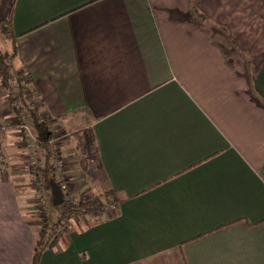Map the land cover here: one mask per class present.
I'll return each mask as SVG.
<instances>
[{
	"label": "crops",
	"instance_id": "1",
	"mask_svg": "<svg viewBox=\"0 0 264 264\" xmlns=\"http://www.w3.org/2000/svg\"><path fill=\"white\" fill-rule=\"evenodd\" d=\"M8 19L44 120L79 132L60 153L83 139L116 203L38 264H264V0H0ZM16 120L0 86V264H31L40 227Z\"/></svg>",
	"mask_w": 264,
	"mask_h": 264
},
{
	"label": "trees",
	"instance_id": "2",
	"mask_svg": "<svg viewBox=\"0 0 264 264\" xmlns=\"http://www.w3.org/2000/svg\"><path fill=\"white\" fill-rule=\"evenodd\" d=\"M12 36L10 19L0 21V40H12V50L10 52L0 51V86L6 92V101L15 110L17 117L20 116L21 118V115H23L27 119L28 125L39 147L38 157L41 163L38 173L39 180L43 183L44 188L50 191V183L57 182L55 179L50 142L53 139H66V137L65 135H61L60 129L53 130L54 125L57 124L55 119L48 118L42 121L39 119L38 114H42L43 109L42 103L38 101L40 94L35 85L30 81L26 70L22 66L16 67L14 65L16 51ZM21 126L20 120L19 129H21ZM76 133L79 132H75L74 134ZM107 193L93 196L91 200L85 203L77 201L73 205H69L70 201L63 197V203L56 206V209L64 211L66 215L75 212L90 218L105 220L107 217H105L104 212H101V208L104 203L103 200L109 198ZM111 194H113L112 191ZM111 197L113 202H115L114 195ZM40 218L42 224L34 241L31 264H38L39 258L44 250H55L60 238L70 230L60 221H55L52 218Z\"/></svg>",
	"mask_w": 264,
	"mask_h": 264
},
{
	"label": "rangeland",
	"instance_id": "3",
	"mask_svg": "<svg viewBox=\"0 0 264 264\" xmlns=\"http://www.w3.org/2000/svg\"><path fill=\"white\" fill-rule=\"evenodd\" d=\"M3 48H0V51H2ZM2 88V87H1ZM3 89V88H2ZM3 92L6 94V92L3 89ZM20 116L17 117V123L15 126L20 124ZM61 135H65V137H68L70 135H75L74 133L69 132ZM22 135L21 129H20V139L18 140V146H20L21 149L25 151V156H24V164L28 168V182L30 188H33L34 193H35V198L33 199L34 202V208L32 209V215H34V218H38L40 221V226L42 224L41 218L40 217H45V218H52L55 221H60L61 223L65 224L66 228L69 230L71 227L76 228V224L79 222H85V223H90L93 221L98 220V218H90L87 216L82 215L81 213H75L72 212L70 214H65L64 211L56 209V207H53L51 204V197H50V191L46 190L43 186V183L40 182L39 180V168L41 167V163L39 160V147L37 143L35 144V149H28L26 147L27 142L25 140H22ZM86 140L89 142V139L86 138ZM60 142H65V139H59ZM75 142H77V146H80V148H75L73 145H76ZM30 144L34 145L33 143L30 142ZM67 144H60L58 146V155L54 156L52 151V157H53V165H54V170H55V179L56 183L65 184L66 189L65 192H63V197L64 199L69 200V205H73L75 202H82L85 203L89 200L92 199L93 196H96L101 193H107L109 195V198L106 200H103V206L101 208V212H104L105 217L107 215V212H109V215H111L110 211L114 210L116 208L115 202L112 200V195L111 190L107 189H99L100 185V172L97 170V163L93 161V157H90L87 145L84 143V141L79 140L77 137H75L72 141L68 143V148H66L65 154L60 153L63 147L66 146ZM93 145V143H92ZM94 146H92L93 148ZM94 149V148H93ZM0 150L2 153H4V150L0 144ZM51 150V147H50ZM33 153V154H32ZM70 156V157H68ZM60 159V160H59ZM71 159L76 162V164L72 165V169L69 170L68 168L70 167L69 160ZM67 162H66V161ZM60 162V165L58 167L57 162ZM6 158H5V153H4V158H3V167L0 165L2 169L7 168L6 165ZM34 162L35 166L32 167L31 169L28 167L30 163ZM57 165V167H56ZM69 166V167H68ZM35 168V169H34ZM34 169V170H33ZM33 172H35V177H33ZM62 176L63 179L57 178V176ZM37 177V179H35ZM35 181L40 182V183H35ZM34 185H37L35 187ZM62 212V213H61ZM69 215V216H68ZM85 218V220H79V219ZM37 219V220H38ZM40 228V227H39ZM39 231V229H38Z\"/></svg>",
	"mask_w": 264,
	"mask_h": 264
},
{
	"label": "built area",
	"instance_id": "4",
	"mask_svg": "<svg viewBox=\"0 0 264 264\" xmlns=\"http://www.w3.org/2000/svg\"><path fill=\"white\" fill-rule=\"evenodd\" d=\"M38 117H39V119L41 121L44 120L42 114H38ZM21 125H22L21 126V133H23V135H22L21 138H22V140H25L27 142L26 147L28 149H35L36 140H35L32 132H31V129H30L29 125H28L27 119L23 115H21ZM55 129L56 128L53 127V130H55ZM30 142L33 143L34 145L30 144ZM60 144L61 143H60L59 139H57V140H55V139L51 140L50 147H51V151H52V153H53L54 156H57L58 155V150H59L58 146ZM3 158H4V153H2L1 150H0V163H2V164H3ZM2 164H0V165H2ZM57 165L59 167V165H60V162L59 161L57 162ZM57 165H56V167H57ZM31 166L32 167L35 166L34 162L30 163V165L28 167L31 169ZM2 167H3V165H2ZM33 177H35V172H33ZM57 178L58 179L59 178L63 179L62 176H61V174H60V176H57ZM35 179H37V177ZM35 183H40V182L35 181ZM34 186L37 187V185H34ZM59 188H60V190L63 193V192H65L66 186H65L64 183L61 184V185L59 183Z\"/></svg>",
	"mask_w": 264,
	"mask_h": 264
},
{
	"label": "water",
	"instance_id": "5",
	"mask_svg": "<svg viewBox=\"0 0 264 264\" xmlns=\"http://www.w3.org/2000/svg\"><path fill=\"white\" fill-rule=\"evenodd\" d=\"M51 204L53 207L63 203V193L55 182L50 183Z\"/></svg>",
	"mask_w": 264,
	"mask_h": 264
}]
</instances>
